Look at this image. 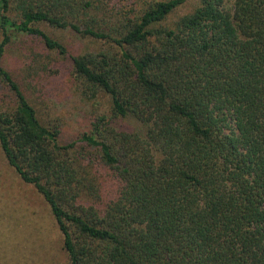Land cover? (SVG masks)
Segmentation results:
<instances>
[{
	"label": "trees",
	"instance_id": "16d2710c",
	"mask_svg": "<svg viewBox=\"0 0 264 264\" xmlns=\"http://www.w3.org/2000/svg\"><path fill=\"white\" fill-rule=\"evenodd\" d=\"M184 2L155 1L113 35L93 0H0V58L10 28L66 55L43 21L110 43L72 62L111 116L67 144L0 64L13 97L1 149L49 204L70 264H264V0H199L172 21ZM120 117L144 129L119 130Z\"/></svg>",
	"mask_w": 264,
	"mask_h": 264
},
{
	"label": "rangeland",
	"instance_id": "374dc122",
	"mask_svg": "<svg viewBox=\"0 0 264 264\" xmlns=\"http://www.w3.org/2000/svg\"><path fill=\"white\" fill-rule=\"evenodd\" d=\"M155 1L159 0H93L90 15L97 17L105 31L117 35L125 22L140 17ZM198 2L185 0L171 14L172 21L191 11ZM12 17L19 18V14L13 12ZM36 25L63 42L68 53L61 55L48 49L41 37L10 28L11 40L0 64L20 84L41 121L58 128L59 142L67 144L90 132L100 115L111 116L107 95L101 94L95 100L81 95L72 62L74 55L98 52L110 43L45 21ZM2 38L0 28V41ZM2 96L13 100L8 88L0 83V101ZM112 121L119 130L144 129L133 117L113 118ZM77 145L84 147L82 141ZM97 170L101 174L108 171L106 166ZM98 180L101 187L107 185L104 177ZM63 241L49 204L33 184L22 180L0 146V264H70Z\"/></svg>",
	"mask_w": 264,
	"mask_h": 264
}]
</instances>
